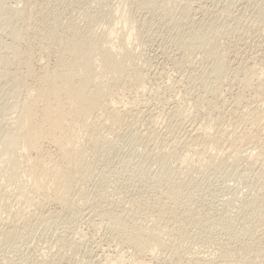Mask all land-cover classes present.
Instances as JSON below:
<instances>
[{
	"label": "rangeland",
	"instance_id": "obj_1",
	"mask_svg": "<svg viewBox=\"0 0 264 264\" xmlns=\"http://www.w3.org/2000/svg\"><path fill=\"white\" fill-rule=\"evenodd\" d=\"M3 7L27 12L18 26L29 31L31 40L34 34L50 31L64 35L73 30L81 36L92 31L100 36L110 24L119 34L114 16L125 11L133 24L129 43L139 74L130 84L115 87L114 104H134L133 117L125 115L120 123L104 130L97 150L87 145L92 137L80 133L85 170L74 171L76 187L68 204L60 207L51 202L42 208L56 212V219L46 211L43 214L49 218H44L42 209L18 200L17 194L29 189L25 168L20 166L13 174L0 145V264H37L36 259L44 264L47 258L63 254L68 260L62 258L63 264H138L125 237L152 223L146 217L165 201L166 181L171 177L178 184L172 200L177 215L169 207L168 213L175 219L166 225V231L177 249L174 253L154 252L155 258L149 256L145 262L199 264L218 257L226 248L229 254L224 255L236 264H264V211L248 207L250 202L264 206V104L254 103L262 108L256 110L262 122L247 130H260L263 144L259 150L244 151L240 144L234 150L225 138L220 147L208 146L200 152L192 142L200 125L214 129L215 118L220 120L217 126L229 134L247 129L235 127L228 115L238 82L232 79L236 86L228 79L215 93L207 70L215 59L232 66L249 63L244 66L258 74L264 70V0H0V9ZM0 40L10 42L1 22ZM28 42L22 41L20 46L31 49L34 69L43 64L52 68L54 56L39 60L40 47ZM110 45L118 46L116 40ZM2 53L0 46V56ZM4 82L0 84V128L13 121L18 102L26 96L25 88ZM208 98L216 99V110L209 109ZM252 99L248 98L250 103ZM15 148L12 154L22 153ZM58 155V148L43 144L41 157L47 170H54ZM74 200L77 205L70 206ZM39 213L43 218L21 225L10 238L2 237L12 224ZM103 214L116 220L105 221ZM187 215L200 225L192 226L195 224L191 217L186 220ZM241 244L252 254L234 255L232 251Z\"/></svg>",
	"mask_w": 264,
	"mask_h": 264
},
{
	"label": "bare ground",
	"instance_id": "obj_2",
	"mask_svg": "<svg viewBox=\"0 0 264 264\" xmlns=\"http://www.w3.org/2000/svg\"><path fill=\"white\" fill-rule=\"evenodd\" d=\"M29 8L34 7L30 6ZM26 14L27 12L12 7L0 9V22L3 24L6 37L10 40L8 43L0 40V46L3 50L0 56V84H5V79L12 81L15 86H19L21 89H26L24 100L17 104V116L12 122L10 121V123L8 122L0 128V145L4 147L2 149L7 153L5 154L1 150L4 152V156H8L6 157L8 158L6 165L9 164L10 171L13 174L16 173L18 167L23 166L25 168L24 174L26 175V181L29 183V189L20 191L17 194L18 200L39 210L45 207V204L51 202L57 203L60 207L68 204V198L76 187L74 185V171L85 170L80 159L82 155L81 145H84L80 135L81 132L84 136L88 134L92 137L87 145L91 146L93 150H97L101 143L100 140L104 136V130L120 123L125 115L133 117L134 104H125L122 107H117L114 104V98L118 93L115 87L120 83L130 84L135 74H139V72L135 68L129 43V38H131L133 32V24L124 16L126 15L125 11L124 15L122 11L115 16L112 15L117 25L120 26L117 28L120 31L119 34L116 33V28L110 24L109 28L104 29L100 36H95L92 31L87 36H81L73 30H68L64 35L50 31L47 34H34L33 40L29 37V31L25 32L26 28L21 29L18 26V22L24 19ZM194 36H198V34L195 33ZM113 40L117 41V48L110 45ZM22 41L26 43L29 41L31 43L28 42V44L40 47L39 60L45 55L52 54L55 58L54 66L50 68L47 64H43L38 70H35L34 54L29 47L26 50L21 48ZM203 41L205 43L204 39ZM230 64H224L219 59H215L211 65L212 67L207 70L209 79L212 80V84H215H213L214 87L211 86L213 87L211 89L216 93L218 88H221L220 86L228 79H231L230 82H232V79L238 82L239 89H237L238 91L232 97V100L230 99L233 102H231L233 107L230 105L232 108H228L231 109L228 115L233 118L235 127L238 126L239 128L240 126L243 128L245 126L244 129L246 127L247 129L239 134L235 130V132L229 134L222 130L221 126H217L220 120L217 118L218 121L214 117L215 124H213L215 126L213 130L211 125H200L196 132H193L195 137L193 136L192 142L198 148L200 147V152H203L208 146L218 147L221 145L222 139L225 138L227 142L229 141L230 148L233 147L234 149L235 144V147L240 144L238 147H243L244 151L259 150L260 145L263 144L260 130L258 132L247 130H250L249 126L250 128L256 127L262 122V116H259V112L258 115L256 114L259 105L256 106L255 104L259 103L261 106L264 104V70L258 74L252 67L244 66L249 63L236 66ZM251 65L253 66V64ZM233 84H236V82ZM213 92L210 94H213ZM246 93H249L250 96H245ZM199 96L202 97V95ZM206 96L211 97L212 95L208 94ZM251 96L253 99L250 103L248 98L250 99ZM214 98H217L216 95ZM215 100L208 98L211 103L209 102L208 105L204 101L203 104H207L209 109L214 111L216 110ZM223 108L225 109V107ZM79 141L80 146L77 145ZM44 143H48L59 150L57 165L53 171L47 170L41 157V148ZM14 148L21 149L22 153L19 155L12 154L15 153ZM239 149L238 151H241ZM150 154L148 153V155ZM177 190L178 184L171 177L166 181L168 195L164 194L165 201L160 202L159 210H152L153 212L146 217L152 223L141 228L138 232H129L126 235L125 240L128 246L140 260L138 264H150L151 260L147 263L145 258L149 256L155 258L154 252L174 253L176 251L177 246L173 240L171 241L166 231V225L175 219L174 215L168 213L169 207L177 215L175 204L172 202L173 195ZM78 200L85 202V199L80 197H78ZM76 201H72L70 206H75ZM261 206L255 202L248 204L251 210L263 213L264 206L263 208ZM43 210L42 214L45 211L47 212V210ZM50 212H47L50 218L56 216L54 215L56 212ZM42 214H33L17 221L5 230L4 234L2 233L3 235L1 234L2 237L10 238L14 236L21 225L28 221H35L39 217L43 218ZM100 216H104L103 219L106 218L109 221L116 220V217L111 215L103 214ZM49 217L44 215V218ZM190 217L191 222L195 224L192 226L200 225L192 216L187 215L186 220H190ZM97 218L102 219V217ZM54 219L56 218L54 217ZM39 221H42V219ZM262 229L263 233H261L264 238V227ZM70 245L72 248L75 247L73 244ZM222 249V251H219L218 257L213 258L211 256L212 258L203 260L199 264H236L224 255L229 254V249ZM235 251H232L234 255L252 254L246 244H241ZM254 254L257 258L260 257L259 254L255 252ZM63 255L62 257L61 255L59 257L54 255L49 259L47 258L44 264H63ZM31 259L33 260V258ZM64 260L67 259L63 258ZM35 261H38V263L41 261L42 263L43 260L36 259ZM67 264L69 263L67 262Z\"/></svg>",
	"mask_w": 264,
	"mask_h": 264
}]
</instances>
